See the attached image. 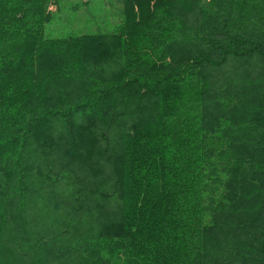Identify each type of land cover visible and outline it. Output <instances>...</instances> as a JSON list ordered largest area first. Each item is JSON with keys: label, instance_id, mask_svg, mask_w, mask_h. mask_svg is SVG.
Returning <instances> with one entry per match:
<instances>
[{"label": "trees", "instance_id": "16d2710c", "mask_svg": "<svg viewBox=\"0 0 264 264\" xmlns=\"http://www.w3.org/2000/svg\"><path fill=\"white\" fill-rule=\"evenodd\" d=\"M75 1L0 0V264H264V0Z\"/></svg>", "mask_w": 264, "mask_h": 264}, {"label": "rangeland", "instance_id": "374dc122", "mask_svg": "<svg viewBox=\"0 0 264 264\" xmlns=\"http://www.w3.org/2000/svg\"><path fill=\"white\" fill-rule=\"evenodd\" d=\"M97 0H89L88 5L82 1H75L58 6H49L48 12L53 14V21L45 26V38H68L81 34L111 33L119 25V6L115 2L97 4ZM78 4L74 11L73 7ZM84 247V242L77 244L76 240L65 237L51 246V255L66 257L69 253ZM58 251L61 252L58 254ZM70 255V256H71Z\"/></svg>", "mask_w": 264, "mask_h": 264}]
</instances>
